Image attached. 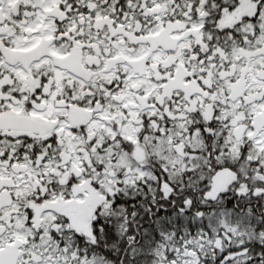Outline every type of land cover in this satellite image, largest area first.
Instances as JSON below:
<instances>
[{"label":"snow or ice","instance_id":"1","mask_svg":"<svg viewBox=\"0 0 264 264\" xmlns=\"http://www.w3.org/2000/svg\"><path fill=\"white\" fill-rule=\"evenodd\" d=\"M0 264H264V0H0Z\"/></svg>","mask_w":264,"mask_h":264}]
</instances>
